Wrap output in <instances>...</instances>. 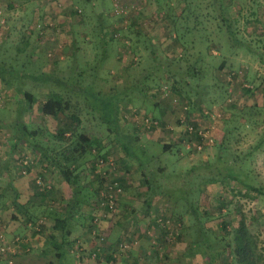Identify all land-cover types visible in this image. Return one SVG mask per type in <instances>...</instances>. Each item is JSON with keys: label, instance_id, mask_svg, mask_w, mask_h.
I'll use <instances>...</instances> for the list:
<instances>
[{"label": "rangeland", "instance_id": "obj_1", "mask_svg": "<svg viewBox=\"0 0 264 264\" xmlns=\"http://www.w3.org/2000/svg\"><path fill=\"white\" fill-rule=\"evenodd\" d=\"M232 1L238 20L236 29L249 43L250 52L222 54L211 46L213 58L206 56L205 46L198 44L199 34L195 33L186 40L198 42L185 53L187 62L182 63L188 67L196 56L204 57L200 78L193 79L186 77L184 71H175L179 67L177 50L180 47L169 41L172 19L160 10L175 4V0H0V64L8 82L5 85L0 80V162L9 159L13 167L12 182L8 186L7 179H0V210L3 202L9 204L18 197L15 188L21 185L16 176L33 178L37 193L40 192L35 181L40 178L50 187L49 192L56 195L48 183L47 167L37 159V153L26 149V157L32 162L30 169L24 175L18 171L14 157L23 153L20 148L25 145L24 131L35 132L33 138L28 136L29 141L61 148L77 146V137L84 135L100 150L93 147L82 161L89 168L80 169L81 184L92 183L91 190L96 193H90L89 203L83 202L74 214L76 225L89 227L90 224L96 236L91 232L87 236L92 235L97 245L106 243L111 252L116 251V246L115 262L238 264L232 240L234 229L243 220L256 242V255L261 256L259 264H264V194L245 195L244 187L227 178L225 167V162L233 160L243 163L248 155L249 181L264 193V143L260 151L251 153L264 135V115L253 129L244 126V119L238 115L245 106L264 105V0ZM76 11H80L78 16ZM174 11L179 14L180 8L176 6ZM247 18L256 23L249 25ZM100 24L110 31L115 29L116 33H108L109 37L115 33L117 39L107 45V56L102 62ZM206 30L213 38L217 30L215 23H210ZM123 44L130 46L126 48ZM120 52L122 60L119 61ZM223 61L225 68L213 74L212 67L217 68ZM8 68L17 72L10 75L6 73ZM94 69H97L95 79L91 76ZM229 69L235 70L232 76ZM227 72L233 77L229 95L223 93L222 85L225 84L222 76ZM245 78L253 86L251 93L244 91L249 83ZM175 81L176 88L182 89L181 94L164 90L168 101L161 98L162 92L153 94L157 86ZM63 82L67 84L61 89V95L70 103L69 110L60 120L43 116L40 105L50 90L59 92L55 86ZM144 87L149 88L142 95ZM18 89L34 96L36 102L30 111H26ZM127 110L144 112L161 120V128L143 133L139 130L138 138H132V126L123 118ZM161 116L165 118L159 119ZM183 116L199 128L210 129L212 144L199 152L192 146L188 149L178 124ZM59 128L67 129L62 142L54 137ZM224 132H228V137L223 141ZM164 143L173 145L171 152L163 151ZM15 144L13 151L11 147ZM124 146L136 151L127 163L120 160L124 158L120 147L125 150ZM141 147L146 150L145 154L140 151ZM101 159L105 164L98 167ZM140 162H144L141 169L137 167ZM37 165H41V170L33 173ZM194 167H197L195 171H191ZM234 171L239 173L240 169ZM110 183L119 185L120 192L113 197L115 214L106 217L110 212L100 205V199L107 194L104 184ZM126 195L135 200L127 205L121 201ZM62 197L55 196L59 204L46 209L57 214L66 209ZM194 203L200 216L207 213L210 217L204 224H197L192 216ZM135 209L143 213L135 215V223L127 221L131 214L134 217ZM144 210L151 212L147 214ZM169 219L174 228L167 240L166 226L161 224ZM3 220L0 212L2 226ZM20 223L25 226L28 222L24 218ZM143 230L147 238L141 236ZM22 234H29V230L26 228ZM99 236L103 243H97ZM82 237L83 234H73V240ZM123 242L128 244L126 250L119 248ZM158 242L159 246L153 247ZM79 249L85 250L82 246ZM108 255L104 248L102 257L106 259Z\"/></svg>", "mask_w": 264, "mask_h": 264}, {"label": "trees", "instance_id": "obj_2", "mask_svg": "<svg viewBox=\"0 0 264 264\" xmlns=\"http://www.w3.org/2000/svg\"><path fill=\"white\" fill-rule=\"evenodd\" d=\"M232 0H175V4L173 5H165L162 8L160 7V10H163V13L165 16H169L168 18L172 19V26L169 31V41L172 42V45H179L180 50H177V55L180 57L177 59L178 61V69H176V73L178 72H185L186 77H190L193 79L200 78V75L202 73V70L204 68V57L202 55L196 56L193 61L190 63L187 67V65H182V63H186L187 60H185V53L193 49V46L196 42L198 41H193L189 40L187 41L186 39L188 37L194 36L195 33L199 34V45H204L206 49V56L212 57L210 51H211V46H215L216 49L221 52L222 54L226 53H234L235 51L243 50L250 52L249 49V43L247 41H244L239 35L240 32L239 30L236 29V24H238V20L236 19L235 13L233 11V4ZM177 4V5H176ZM180 8L179 14H176L174 11L175 7ZM236 7L239 8L238 4L236 3ZM77 16L80 14V11H76ZM253 13L252 15H254ZM102 17V15H100ZM261 17V15H260ZM248 20V18H247ZM246 20V22H247ZM249 25H254L256 23V20L249 21ZM101 23V22H100ZM210 23H215L216 26V33L215 36L212 38L210 33L206 30L207 26ZM100 33L102 34V38H100V46L102 50V57L100 59V62L103 61L104 56H107V51L108 48L107 45L112 42L117 40L115 37V29H112L111 31H114L115 33L112 34V36L109 37V31L110 28H104L100 24ZM110 31V32H111ZM173 35V37H172ZM264 43V41H263ZM124 47L128 48L126 44H123ZM264 47V45H263ZM130 49V48H129ZM152 55H155L152 53ZM187 55V53H186ZM122 55L120 52V56H118V60L121 59ZM4 64V63H3ZM2 64H0V80L3 81L5 85H8V82L5 80V76L3 73L5 72L4 68L1 67ZM225 68V63L224 61L217 67L215 66L212 67V73H216L222 71ZM230 74L232 76V73H235L234 69H229ZM215 71V72H214ZM3 72V73H2ZM17 70L9 68L6 70V73H10V75L15 74ZM97 69H94L92 72L91 76L93 79L97 78ZM171 74V72H170ZM212 74V78H215L217 81H219L215 75ZM229 72L225 73V75L222 76L224 77V82L225 84H222L224 87L223 93H228V89L231 88L230 84H233L232 78H230V75L228 76ZM176 75H173V77ZM203 77V76H202ZM226 77V78H225ZM170 78V76H169ZM183 82V79H181ZM226 80V81H225ZM94 84V80L92 81ZM177 81L173 82L172 84H169L167 82L164 84H161L159 87L155 89V92L153 94L160 95L161 88L163 86L167 87V91L169 93H172L173 95L175 94H181L182 89H177L176 88V83ZM245 82H249L248 79L245 78ZM264 82V81H263ZM246 83L247 85L244 91L246 93H251L253 90L252 84ZM67 83H59L55 86L56 89L60 90L59 92L56 91L55 89L50 90L49 94H47L46 99L44 102L40 105V112L43 116L45 117H51L55 120H60V117L65 115V113L69 110L70 103L63 98L61 95V89H65V85ZM177 84V83H176ZM228 86V87H227ZM22 88V87H21ZM144 91L141 90L140 94L145 95L146 91L149 87H144ZM18 92L21 94L23 97L24 103H25V109L26 111H30L32 109V106L34 105L35 98L34 96L29 93L26 90L23 89H18ZM170 97V96H169ZM161 98L165 101H168L169 98L164 96L163 94L161 95ZM171 98V97H170ZM240 114V115H239ZM238 115L241 116V118L244 119L245 124L244 126L247 125L248 128L253 129L254 124H259V119L264 115V105L263 106H257V105H252V106H245L241 111L238 112ZM258 118V120L256 119ZM125 121V120H124ZM195 124V123H194ZM196 125V124H195ZM107 126V125H106ZM108 127V126H107ZM67 129H62L59 128L56 132V137L58 141L62 142L65 140V135L67 134ZM226 132V131H225ZM222 136V140L226 139L228 137V132L225 133ZM24 143L25 145L21 151L23 152L21 156L14 157L16 160V164L18 165V171L22 174V170L26 169L29 171L30 166L26 167L22 160L25 158V156L28 155L27 150L32 153H37V157L39 156V161L42 162L43 164L46 163V167H55V170L57 171L58 175L64 179V181L72 187L74 191V197L71 201H69L66 204V212L67 215L70 214L71 218L74 216V214L82 207V203L85 202L86 204L89 203V196L90 193L93 195V192L96 193V191L91 190V186L89 189L84 188L81 184V181L78 177L80 169H82V161L84 159V155L86 152H90V150L94 148H98V146H94V144L88 140L84 135H79L77 137L78 143L77 146H67L66 150L65 148L63 151H54L52 154V149L47 146H41L40 144L35 143L34 141H29L28 139L30 137L35 136V132H29V131H24ZM227 135V136H226ZM29 136V138H28ZM223 140V141H224ZM264 143V135L261 137L259 143H257L251 153H255L256 151H260L262 148V145ZM222 144V143H221ZM16 144L11 147L12 150L14 151V147ZM123 147V146H122ZM126 149V146H124ZM27 149V150H26ZM163 151H168L171 149L170 145H163L162 146ZM101 158H106L102 156ZM219 160H223L222 157L218 156ZM249 159V156H245V159L243 163L238 162L236 160H233L232 163L230 162H225V167L227 171V178L236 182L239 186L245 188V195H248L250 193H256L258 195H263L264 193L260 188L255 187L250 181L249 174L250 172L248 171L249 169L246 168L247 160ZM31 161V160H30ZM32 163V162H31ZM241 167V168H240ZM197 167H194L191 169V171H195ZM235 168H239L240 171L239 173L235 172ZM243 168V169H242ZM242 176L244 179H241ZM146 183H148V180ZM148 189H150V185L148 184L147 186ZM85 189V191H83ZM91 192H90V191ZM85 192V196H83L81 193ZM46 193V192H45ZM42 192L41 194H45ZM40 194V195H41ZM106 194V192H105ZM83 196V197H82ZM91 197V196H90ZM81 199V201H80ZM101 200V199H100ZM84 204V203H83ZM198 204V203H197ZM15 206V205H14ZM191 210H192V216L194 217L195 221L197 224H200L201 222L203 223L204 220H207L208 214L203 213V215L200 216L199 208H197L196 203L191 205ZM31 220V219H29ZM94 220V218H93ZM180 220V219H179ZM63 220H60V218L56 219V224L54 227V230L57 232V237L56 235H53V237H50V240H52V249L51 252L53 253L54 257L58 259V261H61L63 259V256L67 249L71 248L73 241L70 240L72 232L68 231L67 229L64 231L63 226L60 224L63 223ZM59 224V225H58ZM204 224V223H203ZM223 230L226 231L227 226L226 223H223ZM166 231V230H165ZM203 242V241H202ZM201 245V242L198 243ZM232 245H233V254L237 260L238 264H259L261 260V256L256 255V242L254 241L252 235L248 231V228L246 227L245 223L243 220H241L238 223V226L236 229H234V237L232 240ZM154 246H159L158 243H154ZM47 252H43L42 255L45 256ZM209 259H213L212 257H209ZM51 264V263H50ZM211 264H216L211 262Z\"/></svg>", "mask_w": 264, "mask_h": 264}, {"label": "crops", "instance_id": "obj_3", "mask_svg": "<svg viewBox=\"0 0 264 264\" xmlns=\"http://www.w3.org/2000/svg\"><path fill=\"white\" fill-rule=\"evenodd\" d=\"M164 118L165 116L159 117V119H164ZM130 125L132 126L131 137L133 136L134 138L137 139L138 132H140L139 131L140 128H137L131 122H130ZM166 144L171 146L170 143H164V145ZM66 147H67L66 145L62 148L56 147V146L55 147L50 146V149L53 150L52 151V154H53L54 151L61 152L63 151L64 148L66 150ZM172 148H173V145L171 146V149L165 152H171ZM141 149L142 150L140 151H142V153L145 154L146 150L144 149V147H141ZM120 151L124 155V158L120 157L121 158L120 160L122 161V163H125V162L127 163L129 158L134 157L132 154L136 152L135 150L131 151V149L127 147L125 150L122 147H120ZM105 152H107V154L109 155L110 153L112 154V152H109V151H105ZM86 153L90 154V152H86ZM37 159H40L39 156L37 157ZM9 163H11V161L6 158H4L0 162V177H1L0 179L1 181H3L4 178L7 179V186L13 176V172H11V170H13V167ZM143 163L144 162H140L138 164L139 166L137 165V167H140L141 169ZM43 165L46 166V163ZM40 166L41 165H37L33 173L39 172V170H41L39 168ZM81 168L87 170L89 166L88 164L83 163ZM46 170L48 171L47 177H49L48 183L52 185V188H53L52 190L55 191L56 195L55 194L53 195L49 191L46 192L45 194L40 195V193L36 192V189L33 183V178L28 177L26 179H22L16 176V181L18 182L19 185H21L15 188V190H18L17 192L18 197L16 198L15 201H11V203L9 202V204L5 202H3L4 205L1 204L2 210H0V212H1V216L4 218L3 220L4 225L3 226L0 225V232L5 233L9 240H7V245H8L7 253L3 257H0V264H50V263L51 264H119L114 261V259L116 258L115 252L117 251L116 246L114 247L116 251L111 252L110 247L109 246L105 247L106 243H104L103 245H101L99 249L100 252H99L98 247H96L97 244L95 243V239L93 238V236L92 235L91 237L87 236L88 234H90V232L91 234L96 236V234L94 233V229L91 227L90 224H89V227L87 226L85 227L83 225H76L75 216L71 218V215H70L71 213L67 215V212L65 209L59 211L60 212L59 214L50 213V209H46L48 208V206L57 204L59 202L58 199L56 201L55 196L57 197L63 196L62 198L65 200L66 204L69 201H71L74 197L73 195L74 191L72 187L69 186L64 181V179L60 177V175H58L54 166L47 167ZM89 172H90V169H89ZM18 173L19 172H17V174ZM80 174L81 173L79 172V176ZM12 184H14V182ZM89 184L92 185V183H89ZM91 185H86V186L84 185L83 187L86 188V187H90ZM22 186H24V188ZM83 191H85V189ZM134 200L135 199H131L128 195H126V197L122 199L121 201L122 202L124 201L128 205ZM150 212L151 211L144 210V213L148 214ZM139 213L141 215V213L143 212L135 209L134 217L131 214L128 217L127 221L130 220L135 223L136 222L134 219L136 217L135 215ZM24 218L27 219V222H32L33 224L39 219H43L44 222H43V225H41L38 229L35 228V224L33 225L34 228L32 226H29L28 223L25 225L26 226L25 227L23 223H20V222H23ZM57 218H60V220L64 221L63 223L60 224L61 226H63L64 231L67 229L68 231L72 232L70 240L73 241L71 248L68 249L67 247H65L67 251L65 252L63 259L61 261H58V259H56L53 253L51 252L52 240H50V237H53V235H56L57 237L58 235L57 232L54 230ZM76 226H79V227H76ZM26 228L29 230V234L23 235L22 233L25 232ZM144 230L141 236L144 238H147L146 235L148 234L145 233ZM74 233H77L80 235L83 234L84 238L82 237L77 240H73ZM17 237L24 239V241L27 240V242L25 243V242H22L21 240L20 241L21 243L14 245L12 240ZM79 240L82 242H85L86 246L84 247V245ZM79 246H82L83 248H85V251L87 254L84 257L78 256ZM104 248L109 252V255L107 256L106 259L102 257V253H104ZM45 251L47 252V254L43 256L42 253ZM94 253H96L98 257L93 258L91 254H94ZM148 261L151 262V264L152 262H154L152 260H148Z\"/></svg>", "mask_w": 264, "mask_h": 264}, {"label": "built area", "instance_id": "obj_4", "mask_svg": "<svg viewBox=\"0 0 264 264\" xmlns=\"http://www.w3.org/2000/svg\"><path fill=\"white\" fill-rule=\"evenodd\" d=\"M123 12V11H121ZM167 92V87L163 86L161 88V92L163 93L164 96H167L165 91ZM186 108H184V112L183 114H185ZM123 118L126 121H129L131 123H133L137 128H140L141 131L144 132H150L154 129H159L160 128V121L154 117H149L147 115H145L144 112H139L137 110H127V112H125L123 114ZM178 124L180 126V128H182V132L181 135L183 137V143L184 145H186V147L189 149L190 146H192V148L195 151H202L205 146L212 144V139H211V133H210V129H203V128H199L198 125H195L194 123H192L190 120H188L185 116L180 117L178 119ZM23 164L26 167H29L31 164V161L25 156V158L22 160ZM104 161L101 159L98 161L97 166L101 167L103 165ZM105 164V163H104ZM106 164L113 166V164L111 162H107ZM27 170L23 169L22 170V174H26ZM105 176V173H104ZM36 186H37V190L38 192L42 193V192H48L50 190V187L45 185L41 179H37L35 181ZM105 188L104 190L107 189V194L105 195L104 198L101 199V206H103L104 208H106L110 213L107 216H112L115 214V207L116 204L114 203V194L115 193H119L120 192V188L119 185H117L116 183H110V184H104ZM112 191H115L114 193H112ZM105 216V215H104ZM97 221V220H95ZM44 220L43 219H39L38 221H36L35 224V228L38 229L41 225H43ZM32 222H28L29 226L34 225ZM162 226H166V231L165 233L167 234L165 236V239L168 240V237H172V229L174 228V225L171 223V220L169 219V221H166V223L161 224ZM34 228V227H33ZM22 240V242H27L24 241V239H21L20 237H17L13 240V244L17 245L19 243H21L20 241ZM97 243L102 242L103 238H101L99 236L98 239H96ZM169 242V241H168ZM103 243V242H102ZM100 244V243H99ZM98 247V251L101 247V245H97ZM16 248V247H15ZM119 248L121 250H126L128 248V244L126 242H123L121 244H119ZM7 249H8V245H7V239L6 236L3 232H0V257H3L6 253H7ZM86 251L84 249H79L78 251V256L80 257H84L86 255ZM91 256L94 258L96 257V253L91 254Z\"/></svg>", "mask_w": 264, "mask_h": 264}]
</instances>
